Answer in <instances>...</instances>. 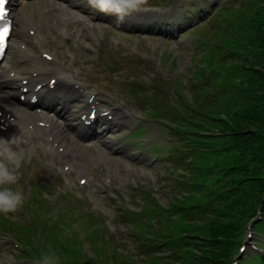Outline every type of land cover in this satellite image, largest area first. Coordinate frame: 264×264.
Returning a JSON list of instances; mask_svg holds the SVG:
<instances>
[{"label":"trees","instance_id":"trees-1","mask_svg":"<svg viewBox=\"0 0 264 264\" xmlns=\"http://www.w3.org/2000/svg\"><path fill=\"white\" fill-rule=\"evenodd\" d=\"M258 3H261L258 8L261 20L259 18L254 23L243 13L239 14L235 27L224 35L217 47L221 57L227 58L221 63L218 76L213 80L215 89L221 87L217 96H210L194 85L197 99L193 107L183 102L184 110L176 113L180 127L186 130L188 136V131H198L191 133L193 145H201L206 149L217 141L231 140L236 150L231 157V188L220 197L216 206L208 212H202L208 216L203 215L198 223H180L178 226H172L171 220L164 222L168 230L174 227V232L199 237L189 238L191 244L185 250V255L190 254L192 264H222L224 260L230 259L235 253L234 242L238 238V225L235 227L232 221L242 217V209L245 211L247 205L259 202L264 193V0H258ZM240 25L247 28L245 36L252 41L251 46L238 45L239 39L235 34ZM213 129H217V135L212 132ZM196 157L201 156L199 154ZM200 164L207 165L202 158ZM206 171L213 172L212 169ZM236 183L238 187L233 190ZM193 213H185L188 221L194 220ZM207 238L219 240L210 242ZM226 239H230V242ZM190 247L195 248L193 250L198 253L196 257L191 254ZM31 252L39 257L45 252H55L59 263L65 264L64 254H75L76 249L74 246L67 249L56 241L49 249L45 246L41 250L32 247ZM155 261L158 259L155 258Z\"/></svg>","mask_w":264,"mask_h":264},{"label":"rangeland","instance_id":"rangeland-1","mask_svg":"<svg viewBox=\"0 0 264 264\" xmlns=\"http://www.w3.org/2000/svg\"><path fill=\"white\" fill-rule=\"evenodd\" d=\"M243 1H246V0H243ZM44 4H45V2L43 3V1L40 0L35 5V6H38V7H31L29 4H26V6L23 9H21V5L20 4L18 5L17 10H16V14H15L16 15V19H17V15H19L18 20H17V24H16V28H15V34L19 33L17 35V39L18 40L21 39V29H22V26H21L22 21L20 20L21 16H26L28 18V20L38 21L39 15H41V11L44 8ZM238 5H240V4H238ZM260 6H261V3H258V1L252 3L251 7L248 10L244 11V16L248 17L254 23H256V21L259 18L261 20V17L258 15V8ZM50 15L53 16L54 14H50ZM241 24H242V22H241ZM63 26H64V23H60L59 24V23L50 22L49 23V28L50 29L47 32L45 30L44 39H45V41L48 44H50V43H55L56 44L55 46H54V44H50L51 47L54 46L51 49V51H53V52H55L57 54V57H58L59 60L61 59L62 61L66 62V64L68 65L67 68H68L69 75H72L74 80H78V75L75 73L76 70L78 69L77 64H73V63L69 64V62L67 60H64V58H63V56L64 57H68L67 56L68 55L67 54V49L64 46V41L69 39L68 34L73 32V29L71 27H68L66 33H64L62 35V37H61V35H60V33H59L57 28L61 29ZM227 26H228V24H227ZM200 29L201 30L199 32L208 31L209 30V25H202L200 27ZM230 30H231V28L229 27L228 31L230 32ZM247 32H248L247 28H244L243 26L237 28L235 35L239 39V44L238 45L244 44L246 46H251V42L252 41L249 40L247 36H245V34ZM192 33L193 32H191V30H188V31L186 30L184 32V34L181 37L180 48L178 50H176V49L174 50L173 49L170 52V50L168 49L169 45H167L166 43L165 44L154 43V44L151 45L150 49H152L154 51V55L156 57L162 56V61H163V73L161 74L162 77L169 78V77L173 76L175 73L179 74V72L182 71V70H183L182 73H186V75L189 76V72H187V71L190 68L191 63L192 64L197 63L198 64L197 66H200V67L204 66V64L200 61L199 54L194 52L195 51L194 48H191V39L193 40V39L197 38V37H195V35L192 36L191 35ZM211 33H213L215 35V38H216L215 42L216 43L220 42V40H222V35L223 34L220 32L219 29L216 30L215 26L212 27ZM85 34H86V37L84 38L83 43L87 44L89 46H93V47H95L97 45L98 37H99V39L106 38V34L103 31L95 30V29H92V28H89V29L85 30L84 35ZM90 34H93V35L89 36ZM70 37L74 38L75 36L71 35ZM130 45L132 46L133 42H131ZM142 46L144 48H147L149 45H148L147 42H144L142 44ZM27 51H28V53L35 52L33 50L32 46H30V48H28ZM97 56L95 57V55H92L91 56V60H93L94 58H95V60H97ZM168 59L169 60L170 59L171 60L175 59V61H176V67L175 68L174 67H170L168 65V63H169ZM119 61H122V60H119ZM134 64H136V61L131 60V59L127 60V65L129 67H131ZM85 65H86V68H87L85 71L88 70L89 72H86V74L81 75L79 77V79L84 80V82H86V83H89L91 89L98 90L100 92H108V90H110L112 88L118 89V90L122 89L123 86L120 83H118V84L116 83V84H114V86H109V85H106L105 83H103L102 79L100 77V74H99V72H100L99 70L100 69H99L98 65H96V64H91L90 65L89 63H85ZM22 68H24V69H21V66H20V70L22 72H26L27 71V64H25V66H23ZM124 69H125V65H120L119 68L115 72H119V71H123L124 72ZM192 70H193V67H192ZM117 94H118V96H121L119 93H117ZM65 139H68V141L69 140L70 141L74 140L72 138L71 134H69V135L66 134ZM72 146L73 147H78L76 145H72ZM104 151H105V154H107L106 149ZM33 152L36 154L35 151H33ZM124 155H126V154L124 153ZM37 156H38L37 160L34 161V163L32 165V174H31L32 176H31V179H30L31 180L30 181V185L31 186H36V187H34V189H32L33 201H36V202L42 201V198L44 197V195L49 193L47 190L46 191L45 190H40V189H48V186L45 184V182L42 179L47 180L48 178L49 179L51 177L53 178V176L56 174V172L54 170L56 167L53 164L52 157H50V156L46 157L47 164L45 166L41 162L42 159H40L39 155H37ZM58 169L60 171V167ZM30 173H31V170H30ZM22 177H23V175L21 176L20 179H22ZM20 179L17 181V183L15 185H12V186H13L14 190H17V191H20V192L23 193L24 187L20 184ZM56 179L60 181V183L63 185V187L67 188L68 186H70V187L74 188V183L73 182L68 183L66 177L63 178L61 175H58ZM72 179H73V174H72ZM36 207H37V205H36ZM61 213L62 212H59V215ZM63 215H65L64 216L65 219L69 217L70 222L74 223L73 214L68 216L67 213H64ZM79 215H80V213H79ZM156 218L158 219V217H156ZM156 218H152L150 220L149 224L151 226L158 221ZM14 219H18V217H14ZM43 220H44L43 218L40 219L41 222ZM106 223H108L109 227H110V228L108 227V230L110 229L109 230L110 238L108 239L109 240L108 241V246H110V248H113V250L120 249V248L123 249V253L122 254L124 255V257H121L122 259L120 258L121 259L120 262H122V264H141L142 263L141 259H145L146 257L143 255V253L142 254L141 253H138V254L135 253L136 255L134 254V252H135V249H133V246L135 245L134 239L132 237H130V236H127V235L120 238L119 235L117 234L119 229L121 227H123L124 225L121 222H119V221H117L116 225H112L110 220L108 222H106ZM115 229H117V230H115ZM157 229H154L155 232L159 231V228H157ZM84 247H85V250L88 252L89 257H94V254H96V253H94L93 249L91 247L87 248L88 245H85V244H84ZM110 251H111V249H110ZM179 255L180 256L177 255L178 257L175 256V260L174 261L179 262L181 260V256H183V255L182 254H179ZM107 260L108 259L104 257V264H107ZM133 261L134 262H138V263H133ZM185 263H187V261H185ZM189 263H191V261H188L187 264H189ZM114 264H116V263H114ZM142 264H145V263H142ZM150 264H153V263H150Z\"/></svg>","mask_w":264,"mask_h":264},{"label":"clouds","instance_id":"clouds-1","mask_svg":"<svg viewBox=\"0 0 264 264\" xmlns=\"http://www.w3.org/2000/svg\"><path fill=\"white\" fill-rule=\"evenodd\" d=\"M87 5L96 11L115 15L117 22L133 12L147 11L143 7L148 0H86ZM28 152L20 147V141L15 137H0V214L14 213L23 205V193L12 188L19 179L18 169L25 162ZM38 264H59L55 252H45Z\"/></svg>","mask_w":264,"mask_h":264},{"label":"snow or ice","instance_id":"snow-or-ice-1","mask_svg":"<svg viewBox=\"0 0 264 264\" xmlns=\"http://www.w3.org/2000/svg\"><path fill=\"white\" fill-rule=\"evenodd\" d=\"M7 0H0V24H2L7 16L5 5ZM10 34V24L8 26L0 27V50L4 49L6 37ZM83 183V181H81Z\"/></svg>","mask_w":264,"mask_h":264},{"label":"bare ground","instance_id":"bare-ground-1","mask_svg":"<svg viewBox=\"0 0 264 264\" xmlns=\"http://www.w3.org/2000/svg\"><path fill=\"white\" fill-rule=\"evenodd\" d=\"M4 86H7L4 84ZM0 103H2L3 105H5L9 110L14 111L16 114L19 113V110L17 109L16 106L14 105H6L4 104V102L2 100H0ZM64 152L66 154V156L68 155L70 158L75 159V162H79V160L81 159V157L84 156V151H82L79 148H70L69 146L65 145V149Z\"/></svg>","mask_w":264,"mask_h":264}]
</instances>
